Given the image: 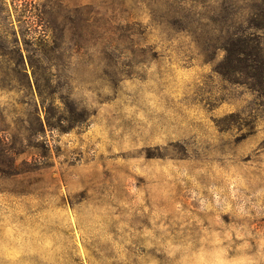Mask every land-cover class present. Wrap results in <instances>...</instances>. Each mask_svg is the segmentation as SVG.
Wrapping results in <instances>:
<instances>
[{"label": "rangeland", "instance_id": "obj_1", "mask_svg": "<svg viewBox=\"0 0 264 264\" xmlns=\"http://www.w3.org/2000/svg\"><path fill=\"white\" fill-rule=\"evenodd\" d=\"M3 1L0 264H264V90L176 0Z\"/></svg>", "mask_w": 264, "mask_h": 264}, {"label": "trees", "instance_id": "obj_2", "mask_svg": "<svg viewBox=\"0 0 264 264\" xmlns=\"http://www.w3.org/2000/svg\"><path fill=\"white\" fill-rule=\"evenodd\" d=\"M176 2L173 13L180 30L189 32L209 59L218 60L219 72L234 82L264 90V0H222L219 7L211 3L220 0ZM134 35H128L132 46ZM34 85L39 95L45 93L36 74ZM53 120L38 117L32 135L39 137L46 126L61 125Z\"/></svg>", "mask_w": 264, "mask_h": 264}]
</instances>
